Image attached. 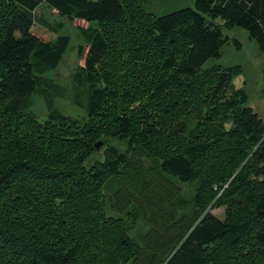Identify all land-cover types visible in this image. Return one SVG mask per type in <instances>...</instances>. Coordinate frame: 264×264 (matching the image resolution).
Returning <instances> with one entry per match:
<instances>
[{"label": "trees", "instance_id": "16d2710c", "mask_svg": "<svg viewBox=\"0 0 264 264\" xmlns=\"http://www.w3.org/2000/svg\"><path fill=\"white\" fill-rule=\"evenodd\" d=\"M42 4L69 20L98 23L97 27H79L88 49L84 65L74 75V100L81 104L79 98L84 95L86 121L71 119L57 109L45 118L26 111L38 91L37 75L55 69L70 43L67 35L49 37L48 25L33 14ZM125 6L122 0H0V264H75L84 249L91 252L84 264H108L100 253L113 249L123 253L135 246L122 233L108 244L90 237L91 230L89 237L85 233L86 226L93 228L97 223L93 211L99 204V184L128 164V155L114 146L105 149L102 160L88 161L97 149L98 118L107 120L105 101L113 96L107 87L96 86L106 82L102 59L110 50L103 27L118 23ZM151 23L150 43L160 50L164 71L155 96L171 89L187 96L203 90L210 103L222 100L233 119L212 129L213 142L233 141L238 154L250 146L253 174L264 177V121L246 106V92L231 86L241 66L203 70L208 60L220 57L225 44L242 47L223 28L245 30L264 53V0H195L192 6L154 16ZM227 90L228 96L220 99ZM182 102L187 104L185 98ZM117 133L133 146L157 139L162 131L151 122L134 128L127 116H120ZM190 136L191 142L160 158L157 166L162 174L180 182L192 180L195 164L208 153L209 143L194 130ZM254 186L241 178L230 190L231 196L240 195L233 203L236 208L246 206L250 198L251 213L244 217L221 219L207 210L194 216L186 231H178L170 241L147 237L151 251L167 249V256L157 264H217L221 243L235 254L264 259V229L255 225L264 218V192L256 194ZM141 196L146 207H157L150 204L147 184L142 185ZM156 222L158 235L163 227L160 219ZM161 245L164 249L157 248Z\"/></svg>", "mask_w": 264, "mask_h": 264}, {"label": "rangeland", "instance_id": "374dc122", "mask_svg": "<svg viewBox=\"0 0 264 264\" xmlns=\"http://www.w3.org/2000/svg\"><path fill=\"white\" fill-rule=\"evenodd\" d=\"M122 1L126 9L120 21L103 27L107 31L110 50L102 59L106 82H99L96 86L107 87L113 96L105 101L107 120L98 118L99 138L96 141L101 145L88 161L102 160L105 149L114 146L128 155V164L122 166L118 173L106 176L99 184V204L93 211L97 223L93 228L86 226L85 233L89 237L91 230L90 237H99L100 241L104 239L107 244L111 237L122 233L135 243L134 247L124 250V254L114 249L109 254L100 253V258L110 262L108 264H157L167 256V249L161 245L157 248L164 250L151 251L147 237L152 239L158 236L170 241L178 231H186L194 216L207 210L228 220L248 215L252 207L248 204L250 198L246 206L236 208L233 203L241 198L238 194L231 196L230 190L238 184L239 179L246 178L254 183L256 194L262 193L264 177L253 174L255 163L250 158V146L238 154L233 141L225 139L213 142L212 129L219 123L228 125L233 119L231 110L223 106L222 100L210 103L203 96V90L195 96H187L176 89L155 96L157 83L164 71L160 67V50L150 43L154 33L151 20L156 15L192 6L195 0ZM33 14L37 20L48 25L50 38L67 35L70 43L55 69L37 75L38 91L32 95L26 111L45 118L52 109H57L71 119L86 121L84 95L79 98L81 104L74 100V75L84 65L88 49L79 27H97L98 23L69 20L46 4L39 6ZM223 33L238 39L242 47L236 49L231 42L225 44L220 57L208 60L203 70L240 65L241 73L232 78L231 86L246 92V106L251 107L264 121V97L261 96L264 88V53L239 27L223 28ZM164 49L169 51V47ZM228 94L229 90L220 99ZM184 98L187 104H183ZM120 116H127L134 128L151 122L162 133L144 145H128L127 138L118 137L117 121ZM176 127L177 132L171 133L170 130ZM190 130L209 143V151L197 160L192 180L180 182L162 174L157 165L162 156L178 151L193 140ZM232 155L237 156L234 159ZM143 184H147L148 193L152 195L150 204L157 205L154 210L146 207L148 203L143 196L140 197ZM227 191L228 195H224ZM153 199L155 204L152 203ZM159 219L163 229L157 235L156 221ZM255 225L264 229V218L255 221ZM87 250L78 253L75 264H84L85 260H89L91 252ZM217 250V264H264V259L235 254L222 243Z\"/></svg>", "mask_w": 264, "mask_h": 264}, {"label": "water", "instance_id": "95a60500", "mask_svg": "<svg viewBox=\"0 0 264 264\" xmlns=\"http://www.w3.org/2000/svg\"><path fill=\"white\" fill-rule=\"evenodd\" d=\"M100 145H101V142H98V143L96 144V147L98 148Z\"/></svg>", "mask_w": 264, "mask_h": 264}]
</instances>
